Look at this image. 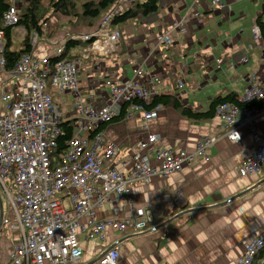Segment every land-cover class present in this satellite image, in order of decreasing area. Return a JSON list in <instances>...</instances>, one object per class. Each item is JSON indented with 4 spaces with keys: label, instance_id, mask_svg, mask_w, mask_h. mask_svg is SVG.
Segmentation results:
<instances>
[{
    "label": "crops",
    "instance_id": "0c3cea01",
    "mask_svg": "<svg viewBox=\"0 0 264 264\" xmlns=\"http://www.w3.org/2000/svg\"><path fill=\"white\" fill-rule=\"evenodd\" d=\"M141 1L120 0L115 9L121 13L132 2ZM219 2L221 8H214L211 0H159L156 13L137 16L121 28L114 52H121L117 57L108 55L101 60L92 55L88 65L82 63L79 72L84 75L77 78L81 98L95 107L105 103L107 88L101 86L100 74L114 81L134 78L155 95H173L183 107L199 113L207 110L216 95L241 96L247 75L264 79L263 48L254 46L251 35L256 20L264 22V0ZM179 21L182 31H172V25ZM63 28L59 36L51 38L53 43L92 31ZM23 34L18 27L11 30L9 50L18 49ZM157 35H167L172 44H157ZM16 37L17 47L12 49ZM48 41H38L44 46H38L31 55L39 59L54 56V47L60 41L54 46ZM243 57L247 58L246 64L240 63ZM214 60L221 63L217 65ZM95 63L104 66L94 68ZM139 66L145 76H134L133 70ZM150 79L156 80L153 87L148 86ZM18 84V79L0 68V95L11 92ZM61 104L69 110L71 101L61 96ZM260 112L255 131L264 139V110ZM223 132L224 123L217 117L194 121L182 117L171 106H161L156 117L148 121L136 112L106 124L102 141L115 145L118 153L116 158L102 161L101 167L115 168L123 174L137 143L148 135L158 136L155 148L182 150L187 155L203 137L214 140L205 156L195 157L179 172L153 177L147 185L128 186L126 196L132 206L144 209L151 226L167 221L164 227L131 235L106 227L102 241L79 236L78 264H95L104 250L113 247L118 251L116 264H234L244 246L264 234V172L240 176L242 162L254 150L251 134L242 130L241 140L231 143ZM123 205H127L126 201H110L95 209L93 218L100 222L115 219L117 207ZM7 208L0 190L1 218L10 217ZM14 238V232L0 224V264H8Z\"/></svg>",
    "mask_w": 264,
    "mask_h": 264
},
{
    "label": "built area",
    "instance_id": "2783aa9c",
    "mask_svg": "<svg viewBox=\"0 0 264 264\" xmlns=\"http://www.w3.org/2000/svg\"><path fill=\"white\" fill-rule=\"evenodd\" d=\"M8 1L3 25L13 26L17 23L16 12L23 0ZM211 5L222 7L219 0H211ZM117 13L112 8L91 32L74 38L88 42L79 50L80 58L62 59L49 66L47 58L24 55L9 72L19 84L11 92L0 95V190L10 214V217L1 218L0 224L15 234L8 264H78L81 257L79 236L102 241L106 227L121 235L153 232L154 226L150 225L144 209L129 202L128 186L134 183L147 185L153 177L179 172L195 157L205 156L212 146L214 138L207 136L195 144L191 155L182 150L171 152L155 148L159 138L152 134L137 143L125 174L115 168L101 167L102 161L116 158L118 149L113 144L103 143L102 130L91 134V138L89 132L117 117L123 105V119L141 112L144 121L154 119L161 108L156 105L146 111L132 103L134 100L147 103L155 95L151 88L144 87L134 78L114 81L105 74H100L101 86L107 88L105 103L95 107L81 98L77 85L81 61L92 55L103 60L117 51L120 33L107 28ZM181 28L182 21H179L171 30L182 31ZM251 35L254 46L264 48L256 24L251 27ZM2 39L0 30V68L3 69ZM36 39V33H31L30 45L33 47ZM63 42L60 41L54 56L59 54ZM156 43L171 45L172 41L167 35H157ZM214 62L221 63L219 60ZM240 63L246 64L247 58L243 57ZM98 66L103 68L104 65L95 63L94 68ZM133 74L145 76L140 66ZM155 82L150 79L148 86L153 87ZM245 82L247 86L236 98L238 102L246 104L264 99V79L247 75ZM180 87L178 83L177 88ZM65 95L71 101L69 110L61 104V96ZM260 113L253 107L239 108L233 103H223L214 109V116L224 123L223 136L229 142L240 141L242 130L251 134L254 150L238 170L242 177L264 172V139L255 131ZM69 119L74 122L66 151L52 164L51 152L60 133L58 124ZM110 201H126L127 205L117 207L115 219L95 221L94 210ZM81 219L85 221L80 223ZM117 258L118 251L113 247L95 264H116ZM255 262L264 264V234L247 243L234 264Z\"/></svg>",
    "mask_w": 264,
    "mask_h": 264
},
{
    "label": "trees",
    "instance_id": "16d2710c",
    "mask_svg": "<svg viewBox=\"0 0 264 264\" xmlns=\"http://www.w3.org/2000/svg\"><path fill=\"white\" fill-rule=\"evenodd\" d=\"M120 0H83L78 6L77 0H23L16 12L17 23L13 26L3 25V15L9 6L8 0H0V30L3 33V70L10 72L16 62L24 55H31L33 52V46L30 45L31 33H36V41H47L55 35V27L49 23V19L56 15L66 19V25L69 29H85L91 30L99 22L101 17L109 12L112 8H115ZM159 0H142L141 2H132L130 6L117 13L112 17L108 24V30H117L120 33L121 28L127 23L131 22L137 16L146 17L154 14L158 11ZM259 28L260 37L264 44V22L261 18H258L255 22ZM20 27L23 29V38L20 41L17 50H9L11 46L10 32L12 29ZM78 35L69 36L65 38L62 49L58 55L47 58V63L52 66L56 61L62 59H77L80 58L78 52L80 49L88 45V42H82L74 39ZM120 40V39H119ZM119 46V42H118ZM263 73H264V48H263ZM118 53V52H117ZM111 53L110 55L116 56L119 54ZM95 58H100L99 56ZM93 57L89 56L81 62L89 64ZM238 96L233 93L222 95H216L210 101L208 108L205 112L199 113L189 110L183 107L180 102L173 95H153L147 103L134 100L132 103L142 106L146 111L152 109L156 105L171 106L182 117L186 119L198 121L202 119H209L214 116V109L216 106L223 103H233L239 108H255L257 110H264V99L261 101H252L250 103L238 102ZM124 105L120 109V114L117 117L112 118L108 122L100 125L95 131L89 132V138L94 132L101 131L103 127L115 120L123 119ZM74 119L60 121L58 124L60 133L55 138V146L51 152V163H55L60 160V157L66 151V143L70 139L72 134ZM256 264V262H255Z\"/></svg>",
    "mask_w": 264,
    "mask_h": 264
},
{
    "label": "rangeland",
    "instance_id": "374dc122",
    "mask_svg": "<svg viewBox=\"0 0 264 264\" xmlns=\"http://www.w3.org/2000/svg\"><path fill=\"white\" fill-rule=\"evenodd\" d=\"M83 2V0H77V5L79 6L81 3ZM49 23L53 26V27H55V37L56 36H59L58 34H59V31L63 28V25L64 26H67L66 25V19L65 18H61V17H58V16H56V15H54V16H52L50 19H49ZM68 27V26H67ZM64 29V28H63ZM69 30V29H68ZM74 31H76V32H82V31H84L85 29H73ZM67 31V30H66ZM53 36V37H54ZM16 39H18L17 37L16 38H14L13 39V42H12V49H15L16 47H17V42H16ZM53 39V38H52ZM52 39L51 40H49L47 43H51L52 42ZM57 40V39H56ZM60 41V38L57 40V41H55L54 43L52 42L51 44L54 46L55 45V43L56 42H59ZM41 43V42H40ZM59 45V43H57V46ZM38 46H44V44H39L38 42L36 43V45H34V48H33V51H35L36 50V48L38 47ZM54 50L56 51L57 50V48H56V46L54 47ZM82 75H84V72L83 71H81V72H79V74L77 75V78L78 77H80V76H82Z\"/></svg>",
    "mask_w": 264,
    "mask_h": 264
},
{
    "label": "water",
    "instance_id": "95a60500",
    "mask_svg": "<svg viewBox=\"0 0 264 264\" xmlns=\"http://www.w3.org/2000/svg\"><path fill=\"white\" fill-rule=\"evenodd\" d=\"M230 199H232V198H230ZM0 219H1V217H0ZM167 223H168V222L166 221V222H162L161 224L155 226V227H154V231H157V230L160 229L161 227H164ZM109 249H110V248L104 250V251L99 255L98 259H99L100 257H102V256H103V255L109 250Z\"/></svg>",
    "mask_w": 264,
    "mask_h": 264
}]
</instances>
